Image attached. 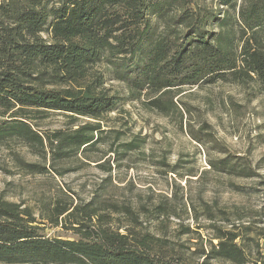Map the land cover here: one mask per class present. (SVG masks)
Wrapping results in <instances>:
<instances>
[{"label":"trees","instance_id":"16d2710c","mask_svg":"<svg viewBox=\"0 0 264 264\" xmlns=\"http://www.w3.org/2000/svg\"><path fill=\"white\" fill-rule=\"evenodd\" d=\"M207 1L0 0V145L17 139L53 162L91 148L99 120L119 101L97 65L125 83L131 98L160 93L147 103L161 111L170 107L163 97L185 85L254 79L264 91V0ZM50 112L92 121L69 131L35 129L33 120ZM15 159L30 173H45ZM211 164L226 168L227 160ZM92 203L57 198L47 209L52 225L68 220L77 234L65 239L40 233L31 208L0 192V264H192L157 235L114 226ZM120 208L136 220L128 205ZM212 228L194 264H264L249 227Z\"/></svg>","mask_w":264,"mask_h":264},{"label":"rangeland","instance_id":"374dc122","mask_svg":"<svg viewBox=\"0 0 264 264\" xmlns=\"http://www.w3.org/2000/svg\"><path fill=\"white\" fill-rule=\"evenodd\" d=\"M96 68L104 73L105 89L119 101L99 120L94 145L55 162L17 139L0 145L5 198L29 206L47 236L77 237L68 220L60 218L54 226L45 218L61 198L66 204H101L114 226L157 235L172 255L182 253L192 264L202 261L198 251L208 249L212 225L249 227L250 244L258 242L264 250V91L258 82L185 85L163 97L170 107L161 111L147 103L160 93L131 98L125 83L113 79L105 66ZM91 121L50 112L33 123L44 133ZM16 156L43 166L45 173H30ZM223 159L226 168L212 167ZM123 205L136 220L122 212Z\"/></svg>","mask_w":264,"mask_h":264}]
</instances>
